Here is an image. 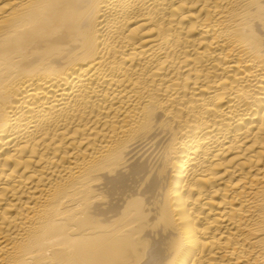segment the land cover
<instances>
[{"label": "bare ground", "instance_id": "1", "mask_svg": "<svg viewBox=\"0 0 264 264\" xmlns=\"http://www.w3.org/2000/svg\"><path fill=\"white\" fill-rule=\"evenodd\" d=\"M0 264H264V0H0Z\"/></svg>", "mask_w": 264, "mask_h": 264}]
</instances>
